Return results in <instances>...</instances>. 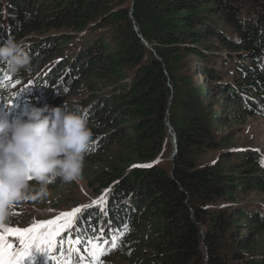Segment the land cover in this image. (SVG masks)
<instances>
[{"label": "trees", "instance_id": "1", "mask_svg": "<svg viewBox=\"0 0 264 264\" xmlns=\"http://www.w3.org/2000/svg\"><path fill=\"white\" fill-rule=\"evenodd\" d=\"M9 37L27 45L31 71L0 66V103L10 89L86 112L88 201L110 189L64 239L104 229L103 247H117L102 264H264V168L219 131L264 117V0H0V44ZM192 60L212 94L185 72ZM52 185L70 189L50 210L74 204L73 182ZM28 220L9 207L0 223ZM54 255L67 264L68 243Z\"/></svg>", "mask_w": 264, "mask_h": 264}, {"label": "clouds", "instance_id": "2", "mask_svg": "<svg viewBox=\"0 0 264 264\" xmlns=\"http://www.w3.org/2000/svg\"><path fill=\"white\" fill-rule=\"evenodd\" d=\"M27 45L14 37L0 44V66L6 75L17 77L31 71ZM20 92L8 90L9 98ZM5 105L8 109L10 105ZM93 144V134L84 111H69L65 106L26 105L18 116L9 119L0 112V222L8 217L10 205L19 200H35L47 194V185L57 179L79 182L85 154ZM258 165L264 168V153ZM28 177L40 185L36 196L27 195Z\"/></svg>", "mask_w": 264, "mask_h": 264}, {"label": "snow or ice", "instance_id": "3", "mask_svg": "<svg viewBox=\"0 0 264 264\" xmlns=\"http://www.w3.org/2000/svg\"><path fill=\"white\" fill-rule=\"evenodd\" d=\"M136 167V166H134ZM143 167H151V165H143ZM30 180L31 177H28ZM110 189H105L92 205L101 204ZM11 207V205H10ZM88 205H81L72 210L60 213L56 217L47 221L33 222L29 227L21 229L19 227H5L0 223V264H37V258H43V264H60L55 260V253L59 252L64 255L65 239L63 234L73 227L76 222V216ZM127 228V225H124ZM105 230L101 229L98 236L85 241L77 235L75 239L68 237L69 260L67 264H73L71 253L74 251L80 254L81 251L86 252L91 257L90 264H102L101 257L107 255L110 251L117 247L116 240L111 241V248H104L103 244L109 243L104 240ZM18 241L19 246H16ZM102 242V243H101ZM83 245V249H81ZM85 257L82 255L75 264H83Z\"/></svg>", "mask_w": 264, "mask_h": 264}, {"label": "rangeland", "instance_id": "4", "mask_svg": "<svg viewBox=\"0 0 264 264\" xmlns=\"http://www.w3.org/2000/svg\"><path fill=\"white\" fill-rule=\"evenodd\" d=\"M197 63L193 60L190 62V64L186 67L185 72L189 76H196L195 82L196 84L203 86L205 92L207 94H212L213 88L211 85L207 84V80L203 76L197 75ZM26 100H31L34 98L33 94H28L26 96ZM25 101V99H24ZM23 101V102H24ZM25 105V104H24ZM235 112H238L236 108H234ZM225 113V112H223ZM229 115V114H228ZM232 116V115H231ZM230 116V117H231ZM232 127L228 131V129L225 130H219L223 135H227L231 137L232 139V145L235 147H241L244 149H247L257 156H259L261 153H264V117L255 115L252 117H247L242 120H234L232 122ZM240 148V150H241ZM174 152L171 154L170 157H168V160H171L174 156ZM85 176L82 175V179L79 182H73L72 192H69L68 201L71 200L74 202V204L70 206H66L63 209L57 210H50V208H53L57 203L56 200L58 198L59 193H63L66 189H70L68 186L61 188L60 191H53L51 188L54 187L52 184L47 185V194L44 196H38L35 200H19L17 202H14L11 207H15L16 210L22 211L26 213V216L30 220L26 223L24 226H22L21 229L29 227L33 222H39V221H47L49 219H52L59 215L60 213L68 212L72 210L73 208H76L80 204H78L79 201L86 202L89 200L88 194L91 193L86 185L85 182ZM55 183V182H54ZM29 188L27 190V195L36 196L40 192V185L33 179L28 180ZM255 199V198H253ZM92 201V199H90ZM94 201L97 200L96 198L93 199ZM258 202L264 204V197H259L257 199ZM64 200H61L60 202H63ZM91 201L88 204V206H93ZM99 205V204H97ZM94 205V206H97ZM63 206H60L59 208H62ZM72 229H69L66 233L63 234V237H66L69 233H71ZM67 240L65 239V243ZM16 246L18 247V241L16 242ZM56 261L57 257H56ZM60 264H64L63 260L59 261ZM54 263L50 262V264ZM114 263L117 264V260L114 261ZM37 264H43V258L38 257L37 258Z\"/></svg>", "mask_w": 264, "mask_h": 264}, {"label": "water", "instance_id": "5", "mask_svg": "<svg viewBox=\"0 0 264 264\" xmlns=\"http://www.w3.org/2000/svg\"><path fill=\"white\" fill-rule=\"evenodd\" d=\"M174 154H175V151H174Z\"/></svg>", "mask_w": 264, "mask_h": 264}]
</instances>
